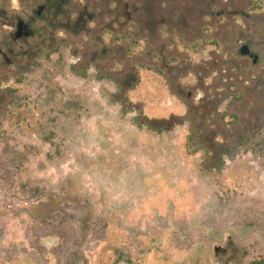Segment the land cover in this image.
I'll return each instance as SVG.
<instances>
[{
  "label": "rangeland",
  "instance_id": "374dc122",
  "mask_svg": "<svg viewBox=\"0 0 264 264\" xmlns=\"http://www.w3.org/2000/svg\"><path fill=\"white\" fill-rule=\"evenodd\" d=\"M45 1L0 0V264H167L216 243L263 260L264 0H155L153 63L149 0H120L106 33H72L52 0L41 28ZM201 9L224 11L203 17L206 40ZM18 18L32 33L15 42Z\"/></svg>",
  "mask_w": 264,
  "mask_h": 264
},
{
  "label": "flooded vegetation",
  "instance_id": "af4514ba",
  "mask_svg": "<svg viewBox=\"0 0 264 264\" xmlns=\"http://www.w3.org/2000/svg\"><path fill=\"white\" fill-rule=\"evenodd\" d=\"M54 1V2H53ZM48 0L45 1V3L39 4L36 11H35V20L40 24L41 28H48L50 27V21L48 18V13L50 11L49 7H48ZM52 9L54 10V15H56L58 13V10H60V8L62 7V5L66 2V4H68L69 9L68 11L70 12V15L68 17V24L66 25V27H72V29H70V31L72 33H77V32H84V31H91L90 28L88 27V23L94 22L95 28H98L100 30V32L102 33H106L108 30L109 32H117V29L114 28V26H116L117 24H119V26L122 28V22H121V18H122V4L120 0H115V4L116 7L114 8V10L110 11V16H111V20L109 22H107L106 17H107V3L106 0H98V2L91 1V0H79V1H75V0H52ZM154 2L155 0H149L148 6L150 11L148 12V25H152L153 28L149 30L150 34L149 37L151 39V44H150V56L152 59V63L153 61H155V55L157 53L156 51V47L153 44L154 42V38L156 36V31H155V27H156V23H158V16L157 13L154 9ZM92 8L97 11V14H93L90 13V8ZM223 10L222 12L218 11L216 9L215 13L214 12H208L205 10H200V16L197 19V24L198 27L196 29L198 36L200 39L206 40L209 35L206 32H202V29L199 28L202 19L204 16H210L213 17L214 15H220L223 14ZM229 13H231L234 16L235 11L234 10H230L228 11ZM127 18H130L129 20H131L132 18H134L133 16H131L130 14L128 15ZM169 19H171V16H169ZM135 20H139L138 16H136ZM184 20V19H183ZM163 23L167 22L168 19L166 17H162L161 20ZM171 22V20H170ZM187 23V21H186ZM185 22L183 24H186ZM78 28V29H74V28ZM18 30L20 32H22V36L19 38H16V33L18 32ZM32 33V30L30 28V24L22 19V18H18L16 21V32H15V42L18 39L24 38L29 36ZM213 33L210 34V36H212ZM103 42V36L100 35L99 39H98V43L100 45H102ZM120 45V44H119ZM243 45H248L250 48V51L247 55H243L241 53V47ZM240 49L239 52L251 59L254 63H256L258 61V54L255 53L252 48L250 47L249 44H243ZM119 48H122L121 46H119ZM163 52H160L158 50V56L161 57L163 65H169V63L167 62L169 58L174 57L173 53H168V55L166 56V53L164 52L165 47L163 46ZM13 48H9V52H12ZM9 52L7 50H4L1 46H0V56L3 57L5 59V61L8 64L12 63V59H10V57L8 56ZM85 53H87L86 51H84ZM106 52V46H102V52H96L94 51L92 54H90L91 56V61L95 62L96 60L100 59V58H104L105 57V53ZM85 59V57H81L80 59ZM89 62V60L87 61ZM84 63V62H83ZM180 67H176V69H178L179 71L182 70ZM155 70V69H153ZM155 72V71H154ZM160 72H162L160 70ZM160 74V73H159ZM171 73H167V75H170ZM161 75V74H160ZM132 79H135V76L131 77ZM193 94L192 91L189 92L188 94V99L192 98ZM218 100V98H217ZM216 100V101H217ZM207 100L206 99H202V105L197 107V110L200 111L201 108H205V106L203 104H205ZM201 104V103H200ZM248 106V102H245L244 104V110H246ZM214 108V109H213ZM213 108L209 111V114H212L214 112V110L217 109V104H214ZM249 115H250V120H246L243 113L239 115V128L242 127L243 125H245L246 123L253 124L256 120V116H259L260 118H262V113L261 112H257L255 109L249 111ZM217 247V252L214 251V247ZM234 250L231 249V246H229V244L226 243H216L213 246V250H207L205 248H194V249H190L188 250L186 256L184 259H178L175 261H171L168 259V263L167 264H233L234 261ZM253 264H264V259L260 260L258 262H255Z\"/></svg>",
  "mask_w": 264,
  "mask_h": 264
},
{
  "label": "water",
  "instance_id": "95a60500",
  "mask_svg": "<svg viewBox=\"0 0 264 264\" xmlns=\"http://www.w3.org/2000/svg\"><path fill=\"white\" fill-rule=\"evenodd\" d=\"M21 36H22V32H20V31L18 30V32L16 33V38H19V37H21ZM249 51H250V48H249L248 45H243V46L241 47V53H242L243 55H247V54L249 53ZM214 251H215V252L218 251L216 246L214 247Z\"/></svg>",
  "mask_w": 264,
  "mask_h": 264
},
{
  "label": "trees",
  "instance_id": "16d2710c",
  "mask_svg": "<svg viewBox=\"0 0 264 264\" xmlns=\"http://www.w3.org/2000/svg\"><path fill=\"white\" fill-rule=\"evenodd\" d=\"M154 120H147L145 122H143L144 125H146L147 127H149L150 129L156 131L158 134H161L163 132L162 129L158 128L156 125L153 124Z\"/></svg>",
  "mask_w": 264,
  "mask_h": 264
},
{
  "label": "crops",
  "instance_id": "0c3cea01",
  "mask_svg": "<svg viewBox=\"0 0 264 264\" xmlns=\"http://www.w3.org/2000/svg\"><path fill=\"white\" fill-rule=\"evenodd\" d=\"M156 110H157V113H155V116L156 117H151V118H158V117H162V115L158 114L159 110L158 108L156 107ZM162 111V110H161Z\"/></svg>",
  "mask_w": 264,
  "mask_h": 264
}]
</instances>
